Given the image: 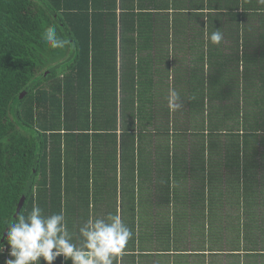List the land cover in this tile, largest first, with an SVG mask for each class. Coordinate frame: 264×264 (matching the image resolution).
Here are the masks:
<instances>
[{
  "label": "trees",
  "instance_id": "obj_1",
  "mask_svg": "<svg viewBox=\"0 0 264 264\" xmlns=\"http://www.w3.org/2000/svg\"><path fill=\"white\" fill-rule=\"evenodd\" d=\"M34 204L74 242L119 210L114 264H264V5L0 0V232Z\"/></svg>",
  "mask_w": 264,
  "mask_h": 264
},
{
  "label": "clouds",
  "instance_id": "obj_2",
  "mask_svg": "<svg viewBox=\"0 0 264 264\" xmlns=\"http://www.w3.org/2000/svg\"><path fill=\"white\" fill-rule=\"evenodd\" d=\"M258 3L264 5V0ZM208 39L218 46L223 33L220 29L214 30ZM42 40L52 50L74 47V42L58 35L53 25L44 30ZM167 101L170 112L183 107L181 95L174 87L168 89ZM0 237L10 249L5 264H54L58 258H63V264L69 261L70 264H114L125 255L133 230L117 210L103 218L89 216L79 226L78 239L74 242L63 211L44 215L34 204L27 215L17 213L15 220L0 232Z\"/></svg>",
  "mask_w": 264,
  "mask_h": 264
},
{
  "label": "rangeland",
  "instance_id": "obj_3",
  "mask_svg": "<svg viewBox=\"0 0 264 264\" xmlns=\"http://www.w3.org/2000/svg\"><path fill=\"white\" fill-rule=\"evenodd\" d=\"M190 238H194L193 241H195V240H197V238H200V234H196L195 237H193V236L191 235Z\"/></svg>",
  "mask_w": 264,
  "mask_h": 264
}]
</instances>
